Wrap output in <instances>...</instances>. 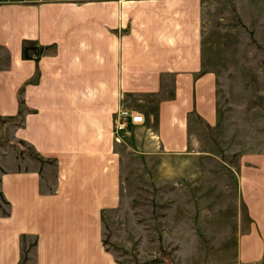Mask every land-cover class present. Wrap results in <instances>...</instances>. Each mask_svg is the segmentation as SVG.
Here are the masks:
<instances>
[{"label": "rangeland", "instance_id": "1", "mask_svg": "<svg viewBox=\"0 0 264 264\" xmlns=\"http://www.w3.org/2000/svg\"><path fill=\"white\" fill-rule=\"evenodd\" d=\"M96 1L11 0L0 7ZM198 2L202 58L206 69L216 73L205 84L216 86L208 96L217 119L209 124L190 113L191 146L156 153L147 147L148 152L145 129L128 128L118 140L110 127L108 144L97 150L106 152L83 155L78 160L83 168L66 170L64 164L74 163L67 153L44 157L21 139L26 106L22 94L18 114L0 115V176L38 171L42 196L58 194L63 182L70 183L69 231L50 264H264V237L253 233L260 226L249 211V204L264 210V0ZM34 16L7 14L9 20L24 22ZM2 31L10 42L18 41L17 26L6 24ZM21 44L25 58L35 59L45 50L30 41ZM8 54L0 47L2 60ZM236 67L245 70L242 77L233 71ZM111 150L113 158L105 157ZM79 184L87 189L78 190ZM8 209L0 192V216ZM57 209L50 206L53 217ZM260 221L264 225V216ZM79 230L81 239L75 235ZM37 239L22 235L19 264L48 259L46 243L36 251Z\"/></svg>", "mask_w": 264, "mask_h": 264}, {"label": "crops", "instance_id": "2", "mask_svg": "<svg viewBox=\"0 0 264 264\" xmlns=\"http://www.w3.org/2000/svg\"><path fill=\"white\" fill-rule=\"evenodd\" d=\"M34 4L0 7V47L9 53L6 60L0 58V115L18 114L22 94L26 106L21 139L40 155L61 158L65 152L74 160L72 166L64 164L66 170L83 168L78 162L83 155L106 152L97 150L108 144L120 107L143 116L142 124L129 128L145 129L144 147L155 153L193 144L190 113L209 124L216 121L215 103L208 96L215 94L216 86L205 84L216 73L206 69L202 58L198 0ZM19 11L35 12L36 18H7ZM10 23L20 30L17 42L2 31ZM23 41L45 50L35 59L25 58ZM233 71L238 77L245 72L238 67ZM35 75L36 82L27 83ZM111 153L105 157L113 158ZM75 187L87 189L85 184ZM39 188L38 171L1 174L0 192L9 209L0 216V264L20 263L23 234L38 236L36 251L46 243L44 264H50L57 248L62 250L71 220L70 183L63 182L58 194L42 196ZM52 205L58 207L54 217ZM249 207L260 226L253 233L264 237V210ZM75 235L81 239V230Z\"/></svg>", "mask_w": 264, "mask_h": 264}, {"label": "built area", "instance_id": "3", "mask_svg": "<svg viewBox=\"0 0 264 264\" xmlns=\"http://www.w3.org/2000/svg\"><path fill=\"white\" fill-rule=\"evenodd\" d=\"M11 0H0V5L3 2ZM19 3L39 2V0H14ZM144 122L143 116L139 112H133L127 108L118 109L113 117L112 135L115 139H120L121 134L126 131L131 125H138Z\"/></svg>", "mask_w": 264, "mask_h": 264}, {"label": "trees", "instance_id": "4", "mask_svg": "<svg viewBox=\"0 0 264 264\" xmlns=\"http://www.w3.org/2000/svg\"><path fill=\"white\" fill-rule=\"evenodd\" d=\"M20 104H22V102L20 101Z\"/></svg>", "mask_w": 264, "mask_h": 264}]
</instances>
